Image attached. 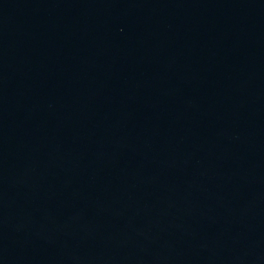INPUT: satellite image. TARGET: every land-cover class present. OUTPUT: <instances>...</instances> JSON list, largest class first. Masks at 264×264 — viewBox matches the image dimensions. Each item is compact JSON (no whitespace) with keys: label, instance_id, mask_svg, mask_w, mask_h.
Listing matches in <instances>:
<instances>
[{"label":"water","instance_id":"water-1","mask_svg":"<svg viewBox=\"0 0 264 264\" xmlns=\"http://www.w3.org/2000/svg\"><path fill=\"white\" fill-rule=\"evenodd\" d=\"M0 264H264V0H0Z\"/></svg>","mask_w":264,"mask_h":264}]
</instances>
